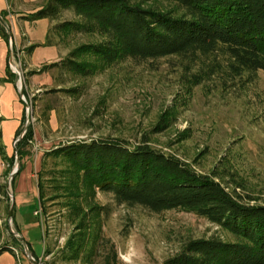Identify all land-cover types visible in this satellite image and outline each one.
<instances>
[{"label":"rangeland","instance_id":"rangeland-1","mask_svg":"<svg viewBox=\"0 0 264 264\" xmlns=\"http://www.w3.org/2000/svg\"><path fill=\"white\" fill-rule=\"evenodd\" d=\"M46 1L26 8L33 11ZM140 1L162 9L173 6L163 0ZM78 19L73 11L64 10L53 24ZM98 38L96 34L66 32L61 43L64 50L71 51ZM217 57L221 63L218 72L194 86L190 84L192 77L211 66V57L189 63L176 56L150 60L127 58L84 78L48 68V80L42 86L41 96L36 94L40 99L35 102L33 96L27 95L24 82L25 97L32 107V125L40 122L42 126V134L36 138L40 148L36 159L40 161L38 173L43 176L47 195L38 217L41 215L46 238L44 244L42 229L38 228L32 241L38 252L42 253L45 246L44 256L35 257L40 264H165L190 241L231 238L194 213L178 209L154 212L140 205L120 204L110 193L97 191L90 200L102 209L96 221L98 226L91 230V236L95 232L100 236L97 252L91 260L84 254L78 260L72 259L66 243L72 236L78 237V219H73L66 206L67 199L62 196L65 190L56 188L62 186L63 182L55 179L64 181L66 163L62 156L51 153L73 141L121 139L135 143L150 138L153 145L176 154L199 173L222 175L223 185L230 191L236 187L245 200L249 196L261 201L264 199V71L235 77L227 72L223 58ZM14 64L17 69H13L21 73L16 61ZM17 82L19 87V79ZM61 87H77L78 91L55 90ZM45 107L51 108L47 118L43 114ZM160 123L168 128L153 132ZM31 146L29 150L34 151ZM10 174L6 173L4 179L6 190L9 186L13 195ZM82 203L87 209L84 200ZM11 204L8 193L1 216L8 238L10 227L18 232L14 220L10 226L8 219ZM34 208L41 209L39 202ZM34 208L26 213L29 218ZM91 218L92 214L88 220ZM13 246H16L13 250L17 264H21L20 258L23 264H33L21 238Z\"/></svg>","mask_w":264,"mask_h":264},{"label":"trees","instance_id":"trees-1","mask_svg":"<svg viewBox=\"0 0 264 264\" xmlns=\"http://www.w3.org/2000/svg\"><path fill=\"white\" fill-rule=\"evenodd\" d=\"M163 1L173 6L162 9L140 0H47L22 18L50 20L45 45L62 44L66 32L98 35L95 42L81 44L61 60L41 69H56L60 74L70 73L76 78L94 75L127 58L150 60L169 56H176L185 63L202 57L212 58L210 67L194 74L190 81L192 86L218 72L221 63L217 56L223 58L227 72L235 77L264 71V0ZM64 10L73 11L79 19L53 24ZM7 14V11L0 13L4 18ZM0 35L10 43L9 32L1 19ZM56 36L58 39H54ZM36 46L39 45H31L27 50L30 52ZM14 77L8 65L7 78L0 79V83L12 81ZM55 90L76 93L78 88ZM39 99L33 97L34 102ZM46 107L43 114L47 118L51 108ZM2 120L0 117V124ZM25 121L26 112L24 124ZM161 123L153 132L168 128ZM22 132L23 129L19 135ZM33 138L31 124L17 144L20 160L31 153L28 147ZM51 153L62 156L66 163L64 181L55 179V182H63L56 188L65 190L62 196L67 199L66 206L73 219H78L79 235L72 236L66 243L70 258L78 260L84 254L91 260L97 252L100 236L97 232L91 236V230L98 226L96 221L102 209L90 200L100 191L110 193L120 204L140 205L154 212L178 209L194 213L231 237L190 241L165 264H264V199L257 201L248 196L245 200L236 187L230 191L223 185L222 175L199 173L176 154L153 145L150 138L135 143L121 139L73 141ZM0 154L6 159L1 143ZM9 159L10 167L14 166L15 154ZM20 171L21 167L17 175ZM38 186L42 214V201L47 192L39 173ZM7 199L6 185L0 182V202ZM15 212L16 207L14 215ZM9 237L11 241L0 243V257L5 251L14 253L12 246L18 238L12 233ZM27 243L34 257L39 259L30 242Z\"/></svg>","mask_w":264,"mask_h":264},{"label":"crops","instance_id":"crops-1","mask_svg":"<svg viewBox=\"0 0 264 264\" xmlns=\"http://www.w3.org/2000/svg\"><path fill=\"white\" fill-rule=\"evenodd\" d=\"M41 1L0 0V13L7 11L6 20L13 36L12 44H10L0 35V79L7 78V69L8 65L11 66L10 58L11 52H13V60L21 68V75L26 84V93L29 97L30 95L34 97L36 94L41 96L40 93L43 92L42 86L44 82H47L48 72L50 70H41L43 69L42 67L61 60L69 53L68 50L63 49L62 44L45 45L48 30L52 24L49 19L44 18L30 21L22 18L28 12L39 9L40 5L36 6L33 11H30V8H26L27 6L30 7L31 4L35 3L40 4ZM31 45L39 46H36L29 52L27 49ZM11 71L15 74L14 80H7L0 83V117L3 118L0 124V143L6 150V159L2 158L0 154V176H2L0 177V182L4 184V175L11 173L9 158L15 154V142L19 137V131L24 128L23 117L26 112V106L20 97L17 82L20 77L12 68ZM34 71L37 72L34 73ZM33 129L34 138L36 139L40 133L42 134L41 123L34 124ZM31 147V144H29L28 149H31ZM29 151L32 152L29 155H24L21 160V171L19 175L12 180L13 201L16 207L14 222L18 232L22 234L26 241L30 242L33 251L41 259L44 256L45 246L41 253L37 251L36 245L32 242L34 236H36L34 230L38 228L42 229V235H40L43 238L44 244L46 238L44 224L41 217L35 214L37 210L34 208L40 200L37 177L40 161L36 159L38 153L33 150ZM4 202L5 200L0 202V243L2 241H11L2 224L1 216ZM31 208L34 209L29 218V214L26 213L31 212ZM19 263L23 264L24 260L20 258ZM0 264H17L16 255L10 251H5L0 257Z\"/></svg>","mask_w":264,"mask_h":264},{"label":"water","instance_id":"water-1","mask_svg":"<svg viewBox=\"0 0 264 264\" xmlns=\"http://www.w3.org/2000/svg\"><path fill=\"white\" fill-rule=\"evenodd\" d=\"M0 19L2 20V22L6 25L8 31H9V36H10V43L12 44V32L10 31V28H9V24L6 20V18H4L2 15H0ZM10 62H11V68L13 69L15 64H14V60H13V52H11V58H10ZM13 71L19 75V90H20V97L22 98L25 106H26V110H27V120H26V124L24 126V129H23V132L19 135V137L17 138L16 142H15V156H16V162H15V166L12 170V173L10 174V177H9V184L10 182H12V180L14 179V177L17 175V173L19 172L20 170V167H21V160H20V157H19V154H18V150H17V144L18 142L23 138V136L26 134V131L27 129L29 128V126L32 124V107L30 106V104L27 102L26 100V97H25V93H24V88H23V85H24V80H23V77L20 73L19 70H14ZM7 191L9 193V195L11 196V200H12V204H11V208L9 210V214H8V219H9V222H10V226H11V222L13 220V215H14V199H13V195L12 193H10L9 191V186H7ZM10 230H11V233L15 236V237H18V238H21L22 239V242H23V245H24V248H25V251H26V254L28 255V258L33 262V264H40L34 257V255L32 254V252L30 251L29 249V246H28V243L27 241L23 238L22 234L20 232H16L12 229V227H10Z\"/></svg>","mask_w":264,"mask_h":264},{"label":"built area","instance_id":"built-area-1","mask_svg":"<svg viewBox=\"0 0 264 264\" xmlns=\"http://www.w3.org/2000/svg\"><path fill=\"white\" fill-rule=\"evenodd\" d=\"M29 144H31V145H33L34 146V151L36 152V153H38V151L40 150V148L38 147V145H37V143H36V139L35 138H33V139H30L29 140ZM35 214H41V209L39 210V211H36V213ZM14 249V248H13ZM15 250V249H14Z\"/></svg>","mask_w":264,"mask_h":264},{"label":"bare ground","instance_id":"bare-ground-1","mask_svg":"<svg viewBox=\"0 0 264 264\" xmlns=\"http://www.w3.org/2000/svg\"><path fill=\"white\" fill-rule=\"evenodd\" d=\"M14 68H15V69H17V67H16V66H14Z\"/></svg>","mask_w":264,"mask_h":264}]
</instances>
